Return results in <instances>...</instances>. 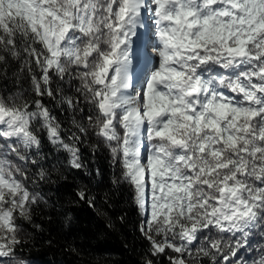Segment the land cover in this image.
I'll list each match as a JSON object with an SVG mask.
<instances>
[{
  "label": "snow or ice",
  "instance_id": "snow-or-ice-1",
  "mask_svg": "<svg viewBox=\"0 0 264 264\" xmlns=\"http://www.w3.org/2000/svg\"><path fill=\"white\" fill-rule=\"evenodd\" d=\"M65 85L67 141L43 100ZM90 131L131 186L145 264H264V0H0V264H31L19 221L41 230L32 188L63 165L40 134L89 175Z\"/></svg>",
  "mask_w": 264,
  "mask_h": 264
},
{
  "label": "trees",
  "instance_id": "trees-1",
  "mask_svg": "<svg viewBox=\"0 0 264 264\" xmlns=\"http://www.w3.org/2000/svg\"><path fill=\"white\" fill-rule=\"evenodd\" d=\"M17 67L13 64V69ZM3 83L8 91L17 90L18 86L13 81ZM56 83L58 81L54 78L53 88ZM21 85L29 88V80L23 79ZM64 87L65 91L55 99L46 96L43 100L61 124L62 136L67 141L71 132L81 134L73 127V114L66 104L58 103L62 95H74L67 85ZM76 119L80 120L79 113ZM40 135L42 151L51 154L53 159L58 157L63 165L59 171H51L52 160L46 161L50 171L48 182H41L38 188H32L43 197L32 213L33 222L39 224L41 230L19 221L32 233L23 249V257L31 264H145L149 245L138 231L141 217L133 202L131 186L112 183L114 177L119 179L122 169L111 164L110 152L103 142L91 131L86 137L81 136L77 146L90 173L85 175L84 170L68 168V153L56 152L46 134ZM82 187L95 197L93 207L76 196ZM168 255L173 253L169 251ZM147 258L152 259L153 264H169L166 256ZM204 264L208 261L205 260Z\"/></svg>",
  "mask_w": 264,
  "mask_h": 264
},
{
  "label": "bare ground",
  "instance_id": "bare-ground-1",
  "mask_svg": "<svg viewBox=\"0 0 264 264\" xmlns=\"http://www.w3.org/2000/svg\"><path fill=\"white\" fill-rule=\"evenodd\" d=\"M149 55H151V56H152V52H151V54H150V52H149Z\"/></svg>",
  "mask_w": 264,
  "mask_h": 264
},
{
  "label": "rangeland",
  "instance_id": "rangeland-1",
  "mask_svg": "<svg viewBox=\"0 0 264 264\" xmlns=\"http://www.w3.org/2000/svg\"><path fill=\"white\" fill-rule=\"evenodd\" d=\"M151 54V53H150ZM157 60V59H156Z\"/></svg>",
  "mask_w": 264,
  "mask_h": 264
}]
</instances>
